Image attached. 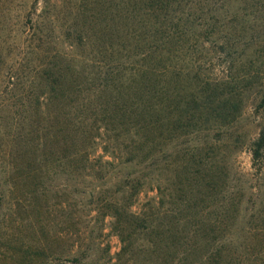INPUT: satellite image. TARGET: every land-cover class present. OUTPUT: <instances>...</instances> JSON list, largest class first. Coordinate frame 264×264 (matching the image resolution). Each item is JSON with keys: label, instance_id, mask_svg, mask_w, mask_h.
Masks as SVG:
<instances>
[{"label": "rangeland", "instance_id": "obj_1", "mask_svg": "<svg viewBox=\"0 0 264 264\" xmlns=\"http://www.w3.org/2000/svg\"><path fill=\"white\" fill-rule=\"evenodd\" d=\"M122 1L0 0V264H166L197 215L219 229L208 256L264 236V0L130 28Z\"/></svg>", "mask_w": 264, "mask_h": 264}, {"label": "trees", "instance_id": "obj_2", "mask_svg": "<svg viewBox=\"0 0 264 264\" xmlns=\"http://www.w3.org/2000/svg\"><path fill=\"white\" fill-rule=\"evenodd\" d=\"M203 1L204 0H123L122 3L126 17L124 26H129V28L132 27L134 18H136L141 11L146 12L149 18L156 16V18L159 19L160 16H169L171 13L184 12L185 7L191 2L201 4ZM159 21L160 23H164L161 20ZM141 24H145V20H142ZM159 33L161 34L160 37H164V39L168 40V42L174 41L175 39L170 34L167 35L161 29L159 30ZM113 34L114 33L112 32L110 35L111 38H113ZM143 35L144 34L137 35L135 32L134 35L130 34L135 43L133 45V49H136L134 50V54H139L142 59L147 60L149 57L154 55V51L150 55L148 52L143 50L141 44H139V37L141 38V42L144 41V37H147V35ZM81 38L82 37H80V40ZM150 48L151 50H154L157 46H150ZM160 48L161 46L157 48L156 53L157 55H161V61L163 58L161 54L163 49L160 50ZM3 51L4 48L0 46V54H2ZM128 56L129 55L126 54V57ZM56 57L58 56H54V58ZM39 72L44 75L45 80L49 83L52 89H55L57 84L60 85V83H62V76L61 78L58 77V75H61V67L58 66L57 60L52 61L49 66L41 69ZM230 108L232 109L233 107ZM228 111L230 112L228 108H223L221 110L216 108L207 113L215 116V118L227 119L228 116L232 115ZM252 150L253 159L255 161H259L260 169H262L264 166V128L257 140L254 142ZM158 158L159 157L151 158L153 165H155V163L159 160ZM197 216L188 223H185L184 227L180 228L179 224H177L172 237V242L170 243L172 252L168 255L166 264H264V254H262L257 248L259 244V247H261V243L264 241V236H261L260 238L255 237L257 240H254V242L249 245L251 252L237 254L235 251H231L228 247L221 245L219 248L214 249L210 256H208L207 254L209 251L206 250L209 241L208 238H211L213 235L218 233L219 229L215 223L205 222L202 218H200V216ZM250 228L256 232H259V229H261V232L263 231L264 234V224L259 226H250ZM263 234L258 233L256 236ZM253 249H258L259 251H255ZM259 252L261 254H259Z\"/></svg>", "mask_w": 264, "mask_h": 264}]
</instances>
